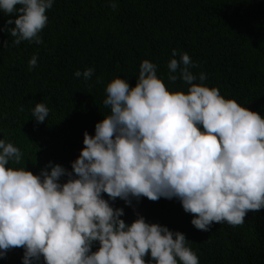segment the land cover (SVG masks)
<instances>
[{
    "label": "clouds",
    "instance_id": "obj_1",
    "mask_svg": "<svg viewBox=\"0 0 264 264\" xmlns=\"http://www.w3.org/2000/svg\"><path fill=\"white\" fill-rule=\"evenodd\" d=\"M53 4L0 0V13L15 17L0 30L16 46L42 44ZM108 6L118 7L114 0ZM172 57L167 80H182L186 90H170L147 59L134 87L112 79L103 100L109 114L94 135L84 132L71 171L51 161L38 174L10 166L23 153L0 139V259L20 248L21 264H199L185 234L139 214L126 223L114 202L176 199L205 232L214 223L241 225L250 211L264 209V116L207 86L187 52L174 49ZM37 62L34 55L29 70ZM93 73L74 76L87 81ZM48 116L46 104L35 103L33 119Z\"/></svg>",
    "mask_w": 264,
    "mask_h": 264
},
{
    "label": "trees",
    "instance_id": "obj_2",
    "mask_svg": "<svg viewBox=\"0 0 264 264\" xmlns=\"http://www.w3.org/2000/svg\"><path fill=\"white\" fill-rule=\"evenodd\" d=\"M114 2L115 11L109 0H54L39 45L16 46L0 30V139L23 153L21 163L10 166L38 174L51 161L71 171L84 132L94 135L95 124L109 114L107 84L119 77L134 87L145 59L157 65L170 90H186L182 80H167L174 49L189 54L198 65L191 71L205 73L207 86L264 116V0ZM9 18L15 19L0 13V29ZM34 55L37 66L29 70ZM88 68L94 69L90 80L74 76ZM41 102L49 116L37 123L32 109ZM113 206L124 209L126 223L139 214L185 234L199 264H264V209L250 211L241 225L214 223L205 232L176 199L142 198L131 207L117 199ZM22 256L23 249H13L0 264H21Z\"/></svg>",
    "mask_w": 264,
    "mask_h": 264
}]
</instances>
